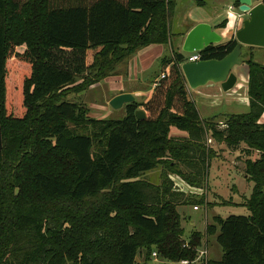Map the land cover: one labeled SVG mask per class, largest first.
Returning <instances> with one entry per match:
<instances>
[{
  "label": "trees",
  "instance_id": "trees-1",
  "mask_svg": "<svg viewBox=\"0 0 264 264\" xmlns=\"http://www.w3.org/2000/svg\"><path fill=\"white\" fill-rule=\"evenodd\" d=\"M175 6L0 0V264H140L137 255L152 247L195 263L200 237L183 247L176 208L189 203L179 201L168 175L200 188L208 136L231 149L245 145L258 158L245 162L250 196L233 205L246 215L216 218L207 234L218 233L222 257L204 264H264V65L246 61L249 112L222 115L223 123L199 117L181 71L187 60L174 51L150 98L124 106L121 120L90 118L67 99L126 71L140 49L168 45ZM236 45L231 38L197 54L221 60ZM173 128L186 137H171ZM159 164L160 186L141 178Z\"/></svg>",
  "mask_w": 264,
  "mask_h": 264
},
{
  "label": "rangeland",
  "instance_id": "rangeland-1",
  "mask_svg": "<svg viewBox=\"0 0 264 264\" xmlns=\"http://www.w3.org/2000/svg\"><path fill=\"white\" fill-rule=\"evenodd\" d=\"M255 1L253 0V2ZM262 1L257 0V2ZM202 2L204 3L203 5H201ZM233 3L234 0H176L174 15L170 20L172 38L176 39V35L184 33L195 20L216 19L217 22L229 20V6ZM233 12L242 14L238 11V8L234 9ZM223 40L225 42V37ZM249 51L248 48H244L243 56L246 57ZM260 51L263 50H256L253 61L263 65V54ZM182 55L188 60L191 54L182 53ZM233 72L242 74L246 80L248 77V64L244 61L240 66L235 67ZM241 83L242 81H240V85ZM189 91L195 90L189 89ZM234 94L233 90L228 93L221 91V99L211 97V99L207 100L211 103V106L203 108V106L197 105L201 118L211 119L221 114L248 113V108H244L242 105H233V102L237 100ZM112 95L107 85L102 81L96 84V86L88 88L84 93L70 95L67 99L71 102L83 104L88 109V116L90 118L96 120H121L125 117L124 107L119 110L112 109L109 105V98ZM211 101H215V104ZM224 120V117L220 119L217 117L215 121L223 123ZM259 123L264 124V114L259 119ZM170 136L173 137L171 133ZM173 138L182 139L181 137ZM206 146L210 150V159L205 181L200 188H191L175 175L168 173V177L173 181L175 191L182 193L180 194L179 201L188 200L189 203L185 206L180 203L176 208L180 226L184 232L182 241L186 242L191 237L198 240V237H200L197 253L200 255V252H205L199 261L192 264H204L207 260L218 261L221 259L222 250L216 242L218 233L213 235L207 234V229L209 227H217L216 218H226L230 215H246L244 209L233 205L224 206L223 203H238L242 197L250 196L252 184L247 182L244 177L245 162L248 159L254 161L258 158V153L252 150L247 151L245 145L231 149L224 144L217 143L209 136L206 140ZM181 171L186 175L190 173V169H186L185 167H182ZM163 173L164 167L162 164H159L154 170L143 174L141 178L153 185L160 186ZM200 201L203 202L202 205L197 204ZM194 207H198V210H193ZM153 253H156V258L152 257ZM136 261L140 264H179L176 261L163 258L155 247H152L149 254L144 250L141 251L137 255Z\"/></svg>",
  "mask_w": 264,
  "mask_h": 264
},
{
  "label": "crops",
  "instance_id": "crops-1",
  "mask_svg": "<svg viewBox=\"0 0 264 264\" xmlns=\"http://www.w3.org/2000/svg\"><path fill=\"white\" fill-rule=\"evenodd\" d=\"M235 3L236 2L234 0V3L229 6V9L230 8H233V10L237 9ZM257 3H261V2H257L256 0L255 2H253V5ZM203 4L204 3L202 2L201 5ZM233 10L231 11L229 10V14H228L229 20L228 19L223 20L222 22H217L216 19L195 20L189 25V27L187 28V30H185L184 33H180L176 35V39L172 38V35H171V40L168 45L149 46V47H145L137 51L132 56V58L128 61L126 71H122L116 76L108 77L103 81L107 85V88H109V90L113 94L109 98L110 101L118 95L130 94L133 96L135 102L137 103L146 102L152 94L153 84L155 82H158L160 75H162L161 74L162 73V60L170 58L172 56L173 51L181 53V47L184 42L185 36L197 24L206 23L210 25L212 29L222 37V39L225 37V42L229 41L231 38H233L234 34L241 28L242 22L248 18L246 14L242 15L239 13H235L233 12ZM232 19L233 21H231ZM222 23H225V24L221 25ZM225 42L223 40L222 43H225ZM244 48H247V47H243L242 49V54H241L242 63L244 61L246 62L251 57L253 58L254 53H256V50H263L260 52H262L261 54H263L262 64L264 65V49H259V48L252 49L247 53V56L244 57L243 56ZM233 73L237 79L235 86L232 89L233 92L235 93L234 95L237 97V100L234 101L235 103L233 102V105H236V106L242 105V107L249 109L248 95H247L248 77L245 80L242 74H239L237 72H233ZM240 81H242L241 85H240ZM221 91L222 89L219 84H208L205 87L199 88L195 91H189V88L187 87V93H188L189 99L191 102L194 103L197 113L200 118L201 116L197 109V105H201L203 106V108L211 106V103H209L207 100L211 99V97L221 99ZM223 93H228V92H223ZM211 102L214 103L215 101H211ZM229 114H224V115H229ZM222 115L223 114H221L220 116H215V117H219L220 119ZM233 115H236V114H233ZM201 119L206 120L203 118ZM171 135L173 137H181V138L186 137L184 133L178 132L174 128L171 129ZM234 204H237V203L236 202L232 203V205Z\"/></svg>",
  "mask_w": 264,
  "mask_h": 264
},
{
  "label": "water",
  "instance_id": "water-1",
  "mask_svg": "<svg viewBox=\"0 0 264 264\" xmlns=\"http://www.w3.org/2000/svg\"><path fill=\"white\" fill-rule=\"evenodd\" d=\"M235 2L238 4V11L248 16L233 36L237 43L236 47L221 60H200L181 65V71L189 89L197 90L208 84H219L223 92L231 91L237 80L233 69L242 64V48L264 49V3L253 5V0H235ZM222 42V37L210 25L199 23L185 36L181 51L185 54L200 53L210 46L223 44ZM133 102L132 95L121 94L114 97L109 105L112 109L119 110ZM135 116L138 121L146 119L143 110H138ZM1 150L0 128V152Z\"/></svg>",
  "mask_w": 264,
  "mask_h": 264
},
{
  "label": "built area",
  "instance_id": "built-area-1",
  "mask_svg": "<svg viewBox=\"0 0 264 264\" xmlns=\"http://www.w3.org/2000/svg\"><path fill=\"white\" fill-rule=\"evenodd\" d=\"M229 10L231 11V10H233V8H230ZM197 61H200V56H199L197 53H193V54H191V55L188 57V60H187V62H197ZM164 78H165V74L160 75V77H159V81L162 80V79H164ZM159 81H158V82H159ZM158 82H155V83L153 84V89L158 85ZM193 210H195V211L198 210V207H194ZM187 244H188L187 241L184 242L183 247L187 248V247H188ZM204 254H205V252H200V255L197 256L196 261H199V260L204 256ZM152 257H153V258H156V257H157L156 253H153V254H152ZM179 264H191V263H189L188 261H181Z\"/></svg>",
  "mask_w": 264,
  "mask_h": 264
}]
</instances>
